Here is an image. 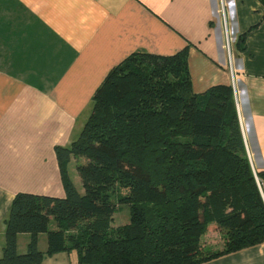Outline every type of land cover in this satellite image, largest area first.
I'll return each instance as SVG.
<instances>
[{
    "label": "trees",
    "instance_id": "trees-1",
    "mask_svg": "<svg viewBox=\"0 0 264 264\" xmlns=\"http://www.w3.org/2000/svg\"><path fill=\"white\" fill-rule=\"evenodd\" d=\"M92 101L78 138L55 146L64 196L15 194L0 264H40L62 251H75L77 264H199L264 242V196L232 86L193 92L187 46L169 55L129 54ZM71 158L82 192L68 173ZM257 176L264 190V171ZM122 207L128 221L112 226ZM210 227L223 236L220 250L200 246ZM21 233L29 236L24 252L17 249Z\"/></svg>",
    "mask_w": 264,
    "mask_h": 264
},
{
    "label": "crops",
    "instance_id": "crops-1",
    "mask_svg": "<svg viewBox=\"0 0 264 264\" xmlns=\"http://www.w3.org/2000/svg\"><path fill=\"white\" fill-rule=\"evenodd\" d=\"M184 46L193 92L232 86L259 181L264 7L258 0H0V256L4 219L16 193L64 196L55 146L78 138L109 69L133 52L169 55ZM76 161L71 158L68 173L82 192ZM28 239L18 235L19 252ZM38 246L46 250L45 234ZM40 264H77V254L57 252ZM199 264H264V242Z\"/></svg>",
    "mask_w": 264,
    "mask_h": 264
},
{
    "label": "rangeland",
    "instance_id": "rangeland-1",
    "mask_svg": "<svg viewBox=\"0 0 264 264\" xmlns=\"http://www.w3.org/2000/svg\"><path fill=\"white\" fill-rule=\"evenodd\" d=\"M79 182V177L77 175V183ZM258 182V181H257ZM258 185V184H257ZM264 196V193H263ZM113 223H125L128 221V210L127 207H122L119 213L113 215ZM222 234L215 231L213 228H209L200 238V246L202 250L216 251L222 249Z\"/></svg>",
    "mask_w": 264,
    "mask_h": 264
},
{
    "label": "built area",
    "instance_id": "built-area-1",
    "mask_svg": "<svg viewBox=\"0 0 264 264\" xmlns=\"http://www.w3.org/2000/svg\"><path fill=\"white\" fill-rule=\"evenodd\" d=\"M229 42H230V38L226 35V41H225V43H226V47H227V48H229ZM256 181H258V180L256 179ZM257 184H258V187H259V189H260V192H261V194H262V196H263L264 190H263V188H262L260 182L258 181Z\"/></svg>",
    "mask_w": 264,
    "mask_h": 264
}]
</instances>
